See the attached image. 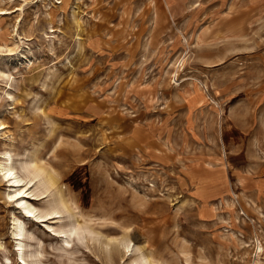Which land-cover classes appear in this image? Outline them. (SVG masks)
<instances>
[{
    "label": "rangeland",
    "instance_id": "374dc122",
    "mask_svg": "<svg viewBox=\"0 0 264 264\" xmlns=\"http://www.w3.org/2000/svg\"><path fill=\"white\" fill-rule=\"evenodd\" d=\"M0 9V154L57 180L0 177V264H264V0Z\"/></svg>",
    "mask_w": 264,
    "mask_h": 264
},
{
    "label": "bare ground",
    "instance_id": "6f19581e",
    "mask_svg": "<svg viewBox=\"0 0 264 264\" xmlns=\"http://www.w3.org/2000/svg\"><path fill=\"white\" fill-rule=\"evenodd\" d=\"M5 14H9L8 11L4 9H0V15H5ZM0 127H1L0 130H4L5 128L3 124H0ZM17 164L18 166L16 167L14 165V160L10 152H4L0 154V177H2L4 181L8 182V186L11 189H13V192H14L13 195L8 196L9 198H16L21 193H27L28 190L32 187V185L35 184V183L33 184L34 181L39 182L43 186L44 191L40 194L46 193L50 191L52 188L56 187L57 185L56 178L52 174H50L44 166L39 165L35 158H28V159L22 158ZM55 189H54L55 194H54V199H53L54 208L50 212L41 211L36 206H34L32 203L24 200L23 197H21L20 200L16 199V202L18 201L19 204L22 205L24 212L28 216L34 217L38 222H44L46 218L47 219L58 218L60 213H62L61 210H64V212L71 214L70 208L68 207L66 200ZM27 194L29 195V192ZM35 196H38V195H35ZM34 198L35 200L42 199V198L38 199L37 197H34ZM18 222H19L18 219H14L13 233L16 236V240H20L25 231L24 228H21L18 225ZM86 225H87L86 223H84V225H80L77 222L76 223L72 222L68 229V233H69L68 236H71L74 233L75 234H79V233L81 234L83 232L89 233L90 232L88 230L89 228ZM64 242L66 246H69L70 241L68 239H66ZM17 246H18L17 250L21 251L22 244L19 242ZM257 248L258 250H262V247L260 244L258 245ZM142 261L145 264L148 263L147 259L145 258L142 259Z\"/></svg>",
    "mask_w": 264,
    "mask_h": 264
}]
</instances>
